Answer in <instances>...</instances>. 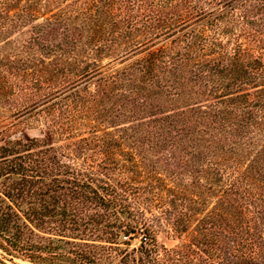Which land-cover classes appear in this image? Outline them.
I'll list each match as a JSON object with an SVG mask.
<instances>
[{
    "label": "trees",
    "instance_id": "obj_1",
    "mask_svg": "<svg viewBox=\"0 0 264 264\" xmlns=\"http://www.w3.org/2000/svg\"><path fill=\"white\" fill-rule=\"evenodd\" d=\"M26 28L0 40V114L14 116L0 125V249L36 264H188L157 232L202 214L189 247L264 264V0H0V38ZM91 112L169 148L192 177L184 193L140 208L138 189L66 161L62 125ZM34 115L42 136L10 131ZM98 138L76 152H103Z\"/></svg>",
    "mask_w": 264,
    "mask_h": 264
},
{
    "label": "rangeland",
    "instance_id": "obj_2",
    "mask_svg": "<svg viewBox=\"0 0 264 264\" xmlns=\"http://www.w3.org/2000/svg\"><path fill=\"white\" fill-rule=\"evenodd\" d=\"M41 19L42 17L40 16L39 21ZM28 29H25V33L14 32L8 34L1 37L0 40L7 37L26 39L30 34ZM2 46L3 44L0 43V48ZM13 117L0 114V125L10 121ZM97 117L96 113L91 112L87 118H77V120L71 123L70 127H66V124L62 125L63 128L61 130L74 127L72 132L60 134L56 139L55 146L63 154L66 161L71 164L86 161L88 165L90 164L88 169H91L92 165L95 170L102 169V172L106 173L112 181L118 179L138 189L139 193L136 195V203L140 208L146 207L151 203H166L184 191L183 184L190 185L192 181L190 173L187 171L188 173L185 174L183 170H181L183 174L177 172L180 169L177 166V156L174 159H165L170 152L169 148L162 149L163 151L159 150V152L148 151L145 147H142L138 139L127 136L121 128L115 126V124L122 121L110 124L105 121L106 118ZM45 124L46 120L43 116L34 115L26 119V122L20 128L11 127L10 131L25 130V132L17 133L21 137H25V134L32 137L42 136L41 130H46ZM94 134L99 137V140L105 139V144H107L106 150L100 152L98 151L99 148L92 147L86 149L84 152L77 153L74 145L76 140L81 137H94ZM218 195V193H215L213 196L210 195L208 197L209 202L206 209H211L215 205ZM199 216H202V214ZM198 217L195 218L197 219ZM196 219L193 218L186 233L178 234L174 237L168 236L166 232H162L159 229L157 232L159 241L164 243L168 248L181 247L183 251H187L189 257H192L188 264H232L215 257L216 255H213L212 259L210 251L204 245L199 244V248L195 245L189 247L190 243L197 242L202 238V233L197 231ZM143 233L145 232H139L137 237L131 240L129 249L139 246V241L144 235ZM122 241H126L124 237H122ZM119 246L122 247L124 245L121 244ZM0 258L6 264H36L19 255H8L2 249H0ZM116 260L117 258L114 259V261ZM64 264L68 263L64 262Z\"/></svg>",
    "mask_w": 264,
    "mask_h": 264
}]
</instances>
